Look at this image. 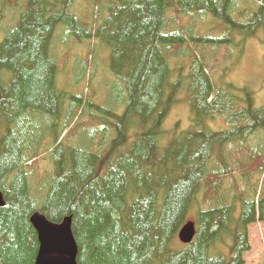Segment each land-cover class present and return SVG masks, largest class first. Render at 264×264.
I'll return each instance as SVG.
<instances>
[{
  "label": "trees",
  "instance_id": "obj_1",
  "mask_svg": "<svg viewBox=\"0 0 264 264\" xmlns=\"http://www.w3.org/2000/svg\"><path fill=\"white\" fill-rule=\"evenodd\" d=\"M24 1L16 27L0 43V191L6 202L0 264H36L39 242L30 221L36 212L56 224L72 217L78 264H246L249 227L264 224V153L251 150L250 164L236 168L225 146L235 144L244 155L246 134L264 132V108L249 100L240 110L239 99L217 88L198 59L173 82L168 60L183 53L187 36L186 26L168 14H210L248 40L264 26V0H91L99 14L90 19L72 11L76 0ZM7 6L0 7V22ZM60 26L77 43L96 40L110 51L125 107L106 133H65L86 105L93 106L82 93L58 90L53 40ZM182 93L193 125L170 134L165 124ZM231 115L239 120L227 131L209 125ZM37 118H46V129L33 122ZM88 120L95 121L91 114ZM75 128L83 131L79 123ZM46 156L50 168L40 174ZM235 172L260 178L251 193L247 182L241 191L239 216L224 198L231 194L225 180ZM199 195L213 207L200 209ZM197 202L196 237L184 244L180 232Z\"/></svg>",
  "mask_w": 264,
  "mask_h": 264
},
{
  "label": "rangeland",
  "instance_id": "obj_2",
  "mask_svg": "<svg viewBox=\"0 0 264 264\" xmlns=\"http://www.w3.org/2000/svg\"><path fill=\"white\" fill-rule=\"evenodd\" d=\"M7 4L4 20L0 22V43L16 27L26 8L24 0H0L1 8ZM72 11L83 19H90L93 15L98 17L96 15L99 14L98 8L94 10V4L91 0H76ZM168 18L169 20L176 18L175 21L178 24L185 25L184 33L187 36L183 53L173 55L168 60L173 72V82L181 75L187 76L191 71L193 62L198 59L207 65L209 76L217 88L224 90V93L228 96L239 99L240 110L248 109L249 100L253 101L256 109L264 108V26L259 30L256 37L245 40L242 35L228 31L225 22L214 18L210 14H196L189 18L184 16L181 19L175 16L174 13H169ZM67 32L64 27H58L53 40V53H55V63L58 68V90L68 96H78L82 93L89 98L93 107L88 108L86 105V108H84L87 111L84 115L82 114L76 118L65 133H70L71 128L74 129L72 133H106L108 132V121L121 115L125 107L122 102L124 97L122 89L120 86L117 87V80L110 70V51L96 40H84L82 43H77L74 37L68 35ZM85 60H89V70L88 74L83 77ZM183 94L178 96L179 103L173 107L165 124V129L170 134H174L175 130L180 133L193 125L191 106L188 102H185L187 99L186 95ZM70 101L66 102V109L72 102ZM90 114L95 119L93 123L88 120ZM224 118H219L214 123L210 122L209 125L215 131L224 132L231 129L239 120L234 118V115H231L230 118L227 116ZM33 122L38 123L41 129L47 128L45 125L48 122L46 118H37ZM78 123L83 131H79L80 128H75ZM50 128H52L51 133H54L53 125ZM71 137L73 138V136ZM81 138L82 135L78 134L75 140L79 141ZM168 139L169 137L161 141V149H164L165 144L169 141ZM243 141L240 143L244 146L241 151L244 152V155L237 153L240 151H237L235 144L225 146V150L230 153V156L227 155L228 160L230 163L233 160L236 168L244 160H249L247 163L250 164L247 154L251 150L259 154L264 153V132L247 133ZM213 163L217 166L220 165L218 160ZM39 165L40 174L45 173L50 168L48 157L46 156ZM259 179L256 174L242 177L239 172H235L234 177L229 176L226 178L225 187L228 189L227 193L231 194L230 196H224V198L235 205L237 216L241 213L242 201L245 198L241 196V191L246 189L248 183L249 192L251 193ZM261 180L263 181V177ZM33 184L40 185V183L35 182ZM202 200L203 196L199 195L198 201L202 205L200 209L204 207L203 210H206L213 207L210 204L213 201L209 200L210 202L205 205L202 204ZM199 206L200 204L197 202L186 223L196 222V210ZM249 241L251 250L244 256L246 264H264L263 223L257 221L250 225ZM181 242L186 243L182 240ZM220 248L227 253L228 248L225 247L224 243L220 245ZM212 254L214 255L215 252Z\"/></svg>",
  "mask_w": 264,
  "mask_h": 264
},
{
  "label": "water",
  "instance_id": "obj_3",
  "mask_svg": "<svg viewBox=\"0 0 264 264\" xmlns=\"http://www.w3.org/2000/svg\"><path fill=\"white\" fill-rule=\"evenodd\" d=\"M5 204L4 194L0 191V208ZM30 221L39 242L36 264H78V246L72 232V217H66L56 224L43 213L36 212ZM196 233L195 223L188 222L182 228L180 238L183 242L191 243Z\"/></svg>",
  "mask_w": 264,
  "mask_h": 264
},
{
  "label": "bare ground",
  "instance_id": "obj_4",
  "mask_svg": "<svg viewBox=\"0 0 264 264\" xmlns=\"http://www.w3.org/2000/svg\"><path fill=\"white\" fill-rule=\"evenodd\" d=\"M69 17V16H68ZM67 18V17H66ZM82 25H84V24H82ZM113 59V58H112ZM120 69V68H119Z\"/></svg>",
  "mask_w": 264,
  "mask_h": 264
}]
</instances>
